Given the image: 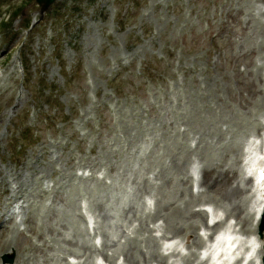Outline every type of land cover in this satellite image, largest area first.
Segmentation results:
<instances>
[{"label":"rangeland","instance_id":"1","mask_svg":"<svg viewBox=\"0 0 264 264\" xmlns=\"http://www.w3.org/2000/svg\"><path fill=\"white\" fill-rule=\"evenodd\" d=\"M261 23L264 0H56L43 14L36 0H0V225L14 182L57 168L15 216L18 255L128 264L134 242L149 258L168 233L163 219L154 228V174L180 118L171 100L184 85L203 92L200 112L216 97L252 105L264 41L250 28ZM240 167L233 156L225 166ZM13 253L0 250V264Z\"/></svg>","mask_w":264,"mask_h":264},{"label":"bare ground","instance_id":"2","mask_svg":"<svg viewBox=\"0 0 264 264\" xmlns=\"http://www.w3.org/2000/svg\"><path fill=\"white\" fill-rule=\"evenodd\" d=\"M254 37L262 36L264 41V25L250 30ZM264 85V82H261ZM184 94L180 95L178 101L171 100L172 109L180 113L179 121L173 124L175 138L167 139L163 146V157L159 161V171L155 178L160 182L157 186L156 196V218L162 217L166 222V227L171 235H178L179 240L183 241L186 248H189L185 255L179 252H171L172 257H181L184 264H190L195 261L197 264H205L204 261H198V253L194 249H200L204 242L199 235L200 229H208L206 223V214L203 210L195 209L199 204L211 205L214 209L221 210L226 220L234 219L236 225H240V233L246 237L256 235L257 226L260 221V215L264 205V181L256 183L253 194L247 200L251 203L250 215L248 219H242L244 212L243 200L232 196L239 192L237 174L233 176V171L225 168L231 156L237 158L243 153L244 143V160L247 161L248 167L255 165L254 154L256 152L253 143L249 137H258L264 140V123L258 118L264 116V92L257 93L256 101L250 105L239 108L222 107L218 104L221 111L214 110V103H219L220 98H210L206 100V113H200L196 104L197 99H204L201 90L194 91V87L182 86ZM178 90L176 86L172 90L174 95ZM202 108L206 105H201ZM184 127L183 129L181 127ZM261 131V132H260ZM184 138V142L179 138ZM192 140L193 146L188 142ZM197 160L200 166L201 180L200 187L202 191L193 193L191 190V177L186 173L187 167L191 164L192 158ZM56 165L44 168L40 174L34 175L31 180L19 179L16 182L14 195L16 200L13 207L7 209L1 215L4 222L0 225V234L3 236L0 240V250L8 251L14 249L17 259L14 264H27L23 256H19L18 248L9 240V235L16 230L13 225L17 209H22L23 204L27 203L35 194V190L40 188V179L46 175L45 170L52 174L56 172ZM83 177V176H81ZM1 178L0 183L4 190L7 191V183ZM235 180V181H234ZM249 183L250 180L248 179ZM250 192L247 190V193ZM250 216V220H249ZM83 218V217H82ZM30 219V217H29ZM29 219H25L26 222ZM11 224V225H10ZM9 225V226H7ZM253 225L255 228H253ZM232 232L233 238L227 239L221 237L213 248L211 254L218 257L210 260L209 264H227L230 253L237 245L239 239L236 236L238 230ZM215 226L213 229H215ZM259 256L264 255V233L258 238ZM77 253H71V256L77 257ZM124 261L128 264H151L155 261L159 264L164 262L163 256L159 253L157 242L150 244V257H145L141 248L134 242H129L123 253ZM74 257V258H75Z\"/></svg>","mask_w":264,"mask_h":264},{"label":"water","instance_id":"3","mask_svg":"<svg viewBox=\"0 0 264 264\" xmlns=\"http://www.w3.org/2000/svg\"><path fill=\"white\" fill-rule=\"evenodd\" d=\"M54 0H37L42 5V11H44Z\"/></svg>","mask_w":264,"mask_h":264},{"label":"snow or ice","instance_id":"4","mask_svg":"<svg viewBox=\"0 0 264 264\" xmlns=\"http://www.w3.org/2000/svg\"><path fill=\"white\" fill-rule=\"evenodd\" d=\"M260 178H261L262 181H264V172H262V173L260 174Z\"/></svg>","mask_w":264,"mask_h":264}]
</instances>
